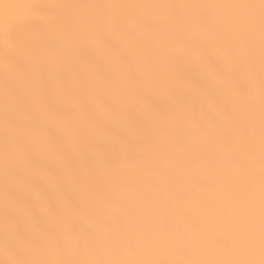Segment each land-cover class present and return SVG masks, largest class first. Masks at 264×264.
<instances>
[{
  "label": "snow or ice",
  "instance_id": "1",
  "mask_svg": "<svg viewBox=\"0 0 264 264\" xmlns=\"http://www.w3.org/2000/svg\"><path fill=\"white\" fill-rule=\"evenodd\" d=\"M185 68L203 93L183 87ZM157 137L236 150L231 236L189 246L227 258H146L149 226H114L100 203L69 223L77 194L101 199L91 178L115 167L116 143L160 151ZM82 243L87 256L67 258ZM0 264H264V0H0Z\"/></svg>",
  "mask_w": 264,
  "mask_h": 264
},
{
  "label": "bare ground",
  "instance_id": "2",
  "mask_svg": "<svg viewBox=\"0 0 264 264\" xmlns=\"http://www.w3.org/2000/svg\"><path fill=\"white\" fill-rule=\"evenodd\" d=\"M63 2H133V3H231L240 0H63ZM183 87L189 92L194 88L201 93L207 88L205 77H195L185 68ZM157 107L169 108L163 97ZM203 112L210 111L207 104L199 105ZM146 122L153 119L151 112L144 113ZM207 123V121H205ZM109 140L111 137L108 138ZM161 150L134 144L128 147L116 143L113 151L119 153L114 168L99 166L91 182L100 194L94 200L77 194L81 199L80 209L64 210L69 223L78 224L91 213L97 203L109 217L123 224L149 226L156 241L155 251L146 258L155 259H222L227 258L214 248L203 251L190 249L193 244L208 243L209 234L217 241L230 238L233 226L232 210L243 200L242 174L233 167L229 154L235 158L236 150L221 140L203 141L197 149L185 140L172 146L167 141L157 140ZM258 188V161H257ZM258 197V191H257ZM258 206V199H257ZM95 227V221L92 224ZM186 251H181V248ZM87 256L85 244L77 250L69 249L67 258Z\"/></svg>",
  "mask_w": 264,
  "mask_h": 264
}]
</instances>
